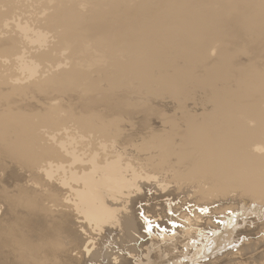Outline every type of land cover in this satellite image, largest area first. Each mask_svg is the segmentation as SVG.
<instances>
[{
    "label": "rangeland",
    "instance_id": "rangeland-1",
    "mask_svg": "<svg viewBox=\"0 0 264 264\" xmlns=\"http://www.w3.org/2000/svg\"><path fill=\"white\" fill-rule=\"evenodd\" d=\"M27 65L34 68V75L26 74ZM107 97H114L117 105L100 104ZM101 112L104 122L116 126L123 146L148 145L136 151L151 157L160 156V145L178 143L185 127L209 126L215 136L225 124L240 132L261 129L249 143L252 150L238 157L235 166L255 171L264 181V162L255 158L264 153V129L259 128L264 121V0H0V212L12 191L21 188L24 195L39 188L44 144L52 149L61 142L63 150L86 155L112 152L103 146L101 133L88 126ZM204 151L193 157L201 158ZM214 174L210 167L187 182L229 181L220 192L226 196L224 205L245 201L264 212V189L246 190L237 178L218 180ZM147 194L157 196L158 191L150 189ZM168 199L142 201L136 208L179 203L177 198ZM223 215L213 221L224 223L219 221ZM145 216L155 232L138 241L143 243L142 256L120 251L129 259L140 260L150 240L157 239L161 241L157 245L172 250L170 255L193 248L189 256L197 257V262L192 264L218 259L264 264L262 233L248 237L259 242L249 253L242 251L244 235L225 247L230 239H221L220 234L211 241L209 232L181 237L187 228L180 218L165 221L174 227L171 231L159 227L160 217ZM156 229L164 235H157ZM174 237L184 241L174 245L169 241ZM203 239L212 244L198 247ZM161 260L157 257V264Z\"/></svg>",
    "mask_w": 264,
    "mask_h": 264
},
{
    "label": "bare ground",
    "instance_id": "bare-ground-1",
    "mask_svg": "<svg viewBox=\"0 0 264 264\" xmlns=\"http://www.w3.org/2000/svg\"><path fill=\"white\" fill-rule=\"evenodd\" d=\"M37 40L42 42V36L37 35ZM27 66L29 73L26 74L34 75L36 73L34 68ZM115 100L114 97L112 99L107 97L105 100L102 99L100 104L117 105ZM111 107L113 109L117 106ZM101 117H104L103 112L88 126L101 133L104 138L102 141L105 143L103 146L111 148L112 152L102 149V153L86 155L79 150H63L64 146L61 142L52 149L44 144L41 152L44 164L37 191L29 190L22 195L20 188L4 197L6 201L0 212V264H87L88 262L157 264V257L164 258L159 264L170 262V264H181L183 260H178L180 257L188 260L184 264L197 262V257L189 256V253L194 251L193 248L189 250L186 248L181 253L170 255L172 250H169L167 245H157L161 243L157 239L150 240L151 244L140 260L129 259L127 257L129 255L121 254L120 251H128L135 252L133 256H142L139 248L143 243L138 244V241L147 236L152 237L155 232L152 231L149 218H145L146 213H150V217H160L162 221L157 222L160 223L159 227L165 226L171 231L174 227L167 225L165 221L175 223L178 222V218L184 220V223H180L187 229L180 232L181 237L187 236L190 239L195 234L201 236L209 232L211 241L220 234L221 239H230V244H224L226 247L233 244L232 239L237 238V235H244L242 251L250 250V253L257 250L259 242L248 241V237L264 234L263 210L251 204L247 205L245 201H241V205L239 203L224 205L226 196L220 192L228 187L229 181L210 183L204 181L205 187L204 184L195 182L188 184L187 181L192 175L199 174L200 170L213 167L216 173L214 178L218 180L237 178L242 187L246 186V190L249 188L256 192L264 189V181L257 178L253 173L255 171L243 170L235 166V163L240 162L238 157L252 150L249 143L261 135V129L253 128L240 132L237 127L225 124L219 129L220 136H215L209 126L185 127L178 143L174 141L160 145V149L163 150L160 156L151 157L142 156L143 154H138L139 151H136L139 148L149 147L148 145L123 146L121 141L123 138H119V131L114 128L116 126L109 125ZM132 124L134 125L133 122ZM230 128L233 130H229ZM259 128L264 129V121ZM176 145L178 147H175ZM203 149L205 151L201 158L193 157L197 151ZM61 150L64 152L62 153ZM204 156L211 161L204 160ZM255 158L264 162V153L256 154ZM172 159L174 161L177 159V162ZM172 165H177L178 169ZM30 175L32 176V173ZM246 175L252 176L246 178ZM248 178H255L257 181ZM190 188L195 189V192L190 191ZM150 189L158 191V195L147 196ZM180 194L183 196H179ZM163 197L173 201L177 198L179 203L174 207L173 204L161 202L136 208V204L142 201H153ZM187 202L193 205L184 208ZM229 209L231 211L228 214L226 210ZM170 211L176 214L174 216L168 214ZM218 214H224L219 220H224V223L213 221ZM157 231L159 232L157 235H164L163 230ZM181 237H174L169 241H174L176 245L184 241ZM210 241L203 239L197 246H203ZM131 242L133 244H130ZM154 245H157L156 248H152ZM165 251L167 254H164ZM155 254L158 256L156 257ZM222 260L218 259L213 264H236L233 260L220 263Z\"/></svg>",
    "mask_w": 264,
    "mask_h": 264
}]
</instances>
